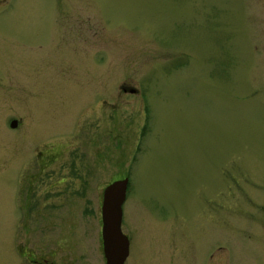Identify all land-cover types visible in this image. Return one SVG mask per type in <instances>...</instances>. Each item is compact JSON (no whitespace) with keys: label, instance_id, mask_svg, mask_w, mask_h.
<instances>
[{"label":"rangeland","instance_id":"374dc122","mask_svg":"<svg viewBox=\"0 0 264 264\" xmlns=\"http://www.w3.org/2000/svg\"><path fill=\"white\" fill-rule=\"evenodd\" d=\"M263 172L264 0L0 2V264H104L123 177L124 264H205Z\"/></svg>","mask_w":264,"mask_h":264},{"label":"flooded vegetation","instance_id":"af4514ba","mask_svg":"<svg viewBox=\"0 0 264 264\" xmlns=\"http://www.w3.org/2000/svg\"><path fill=\"white\" fill-rule=\"evenodd\" d=\"M0 2L4 3L5 0H0ZM123 85L124 84H122L120 88L128 90V92H134V88L128 84H125L127 88H124ZM64 177H66V175L62 174L60 180H63ZM255 199L257 207L256 214L253 218L257 225L236 227L235 237L232 236L230 240L225 239L223 240L224 242H222L221 239L215 240L208 250V262L205 264H264V172L259 179L258 196ZM217 210L218 212L222 211L219 194L214 198L212 204L205 207V209H201V214H205V212L210 213V217H212L213 220L216 218L215 223L219 226V229L216 228L218 229L217 233L221 234L222 220L220 219L221 214L219 216L216 215ZM244 238L249 239L251 242H241V239L243 240ZM223 243L232 244L235 246V249L231 248L227 250ZM241 253L243 254L240 259L236 260Z\"/></svg>","mask_w":264,"mask_h":264},{"label":"water","instance_id":"95a60500","mask_svg":"<svg viewBox=\"0 0 264 264\" xmlns=\"http://www.w3.org/2000/svg\"><path fill=\"white\" fill-rule=\"evenodd\" d=\"M15 124V119L10 120V127ZM126 183V178L117 179L102 191L100 239L104 264H123L128 254V240L120 230L121 203L125 197Z\"/></svg>","mask_w":264,"mask_h":264}]
</instances>
